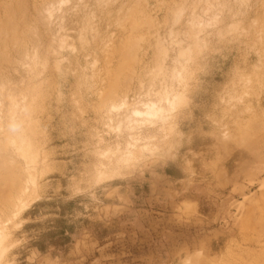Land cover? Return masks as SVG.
<instances>
[{
  "label": "rangeland",
  "instance_id": "374dc122",
  "mask_svg": "<svg viewBox=\"0 0 264 264\" xmlns=\"http://www.w3.org/2000/svg\"><path fill=\"white\" fill-rule=\"evenodd\" d=\"M0 22V264H264V0H0ZM162 89L166 125L130 131Z\"/></svg>",
  "mask_w": 264,
  "mask_h": 264
},
{
  "label": "bare ground",
  "instance_id": "6f19581e",
  "mask_svg": "<svg viewBox=\"0 0 264 264\" xmlns=\"http://www.w3.org/2000/svg\"><path fill=\"white\" fill-rule=\"evenodd\" d=\"M47 5V4H46ZM48 6V5H47ZM209 7V6H208ZM214 10V9H213ZM134 13V12H133ZM143 19V18H142ZM191 22V21H190ZM0 23H2V22H0ZM149 23V22H148ZM143 24V23H142ZM150 24V23H149ZM1 25V24H0ZM145 25V24H144ZM2 27V26H1ZM4 27V26H3ZM2 27V28H3ZM94 29V28H93ZM134 37V36H133ZM125 41V40H124ZM15 47V46H14ZM17 47V46H16ZM122 47V46H121ZM162 49V48H161ZM162 51H163V49H162ZM177 51V50H176ZM131 52V51H130ZM180 52V51H179ZM27 55V54H26ZM134 55V54H133ZM132 54H131V56H133ZM125 56V55H124ZM4 57V56H3ZM20 57H21V55H20ZM19 57V58H20ZM135 57V56H134ZM34 58V57H33ZM186 58V57H185ZM3 59V58H2ZM132 60V59H131ZM177 60H178V58H177ZM129 61V60H128ZM131 62V61H130ZM159 62V61H158ZM180 62V61H179ZM38 63V62H37ZM34 65V64H33ZM157 65V64H156ZM33 67V66H32ZM23 68V67H22ZM161 68V67H160ZM34 69V68H33ZM37 69V68H36ZM129 71V70H128ZM154 71V70H153ZM148 75V74H147ZM178 76H179V74H178ZM158 77V76H157ZM161 78V77H160ZM0 80H1V78H0ZM151 80V79H150ZM5 81V80H4ZM149 82V81H148ZM7 83V82H6ZM109 83V82H108ZM107 83V84H108ZM4 87V86H3ZM34 87V86H33ZM32 87V88H33ZM38 87H39V85H38ZM114 87V86H113ZM116 88V87H115ZM2 89V88H1ZM109 89V88H108ZM107 89V90H108ZM163 90V89H162ZM164 91V90H163ZM114 92V91H113ZM113 93L112 92H110V94L108 95V96H110V95H112ZM164 97H162V98H160V100L159 101H151V100H146V102H142V103H139L140 105H139V107H133V109H131V110H129L128 111V113H126L125 115H124V118L122 119V123L123 124H125V126L130 130V131H136V130H140V129H142V128H144V127H146V126H149V125H152V124H154V123H157V122H161L163 125H166V123H167V121L169 120V116H170V111L175 107V105H176V103H177V95H173V96H169L168 94H165V91H164ZM163 94L161 93V95L163 96ZM3 97H4V95H3ZM105 97V96H104ZM114 97V96H113ZM159 97H161L160 95H159ZM109 98V97H108ZM110 98H111V96H110ZM10 99V98H9ZM34 99V98H33ZM100 99H101V97H100ZM104 99V98H103ZM23 101V100H22ZM14 104V103H13ZM127 104L123 101V103L122 104H120L119 106H114V108H113V110L114 109H116V108H118V109H121V108H124L125 107V110H126V106ZM17 106V105H16ZM130 106V105H129ZM18 108V107H17ZM26 108V107H25ZM130 108H131V106H130ZM27 109V108H26ZM11 112V111H10ZM125 112H127V110L125 111ZM26 117V116H25ZM22 119H23V117H22ZM26 119V118H25ZM13 120V119H12ZM13 122H15L14 120H13ZM16 123V122H15ZM6 124V123H5ZM119 125H120V123H119ZM20 127V126H19ZM16 128V127H15ZM21 128V127H20ZM123 128H124V126H123ZM122 128V129H123ZM159 128H162V127H159ZM19 130V129H18ZM13 131V130H12ZM2 132H4V131H2ZM10 132V131H9ZM20 133H22L21 132V130H20ZM131 133H133V132H131ZM130 133V134H131ZM5 135V136H8V134L6 135V133H2V135ZM11 134V133H10ZM134 134V133H133ZM138 134V133H137ZM12 135H14V133L12 134ZM21 135V134H20ZM3 137V136H2ZM10 137H12L11 135H9V139H10ZM18 137H19V135H18ZM138 137V136H137ZM136 137V139L135 138H133V139H135V140H133L134 141V143L133 144H131L130 145V150H128L127 151V154H126V156L124 157V161H128V160H130L131 159V157L134 155V151H133V149H135V147H136V144H137V142L140 140V138L138 137L137 138ZM4 138V137H3ZM20 138H22L21 136H20ZM8 139V140H9ZM19 139V138H18ZM5 140V139H4ZM7 140V139H6ZM6 141V142H8L7 143V145L9 144V141ZM15 140V139H14ZM13 140V141H14ZM22 140V139H21ZM23 140H24V138H23ZM132 140V139H131ZM13 141H11L10 140V142L12 143ZM2 142V141H1ZM16 142H17V140H16ZM19 142V141H18ZM5 143V142H4ZM14 143V142H13ZM20 143V142H19ZM25 142H23V144H24ZM16 144H18V143H16ZM21 144V143H20ZM23 144H21L22 145V147H23ZM10 145V144H9ZM14 145V144H13ZM25 146L27 145V142H26V144H24ZM18 146V145H17ZM16 146V147H17ZM28 146V145H27ZM128 146V145H127ZM2 147H4V146H2ZM6 147V146H5ZM14 147H15V145H14ZM21 148V146H18V148ZM7 148V147H6ZM12 148H13V146H12ZM20 148H19V150H20ZM24 148V147H23ZM21 149V150H25V149ZM147 148V146H140V147H138V148H136V149H138V150H144V149H146ZM5 149V148H4ZM28 149H29V146H28ZM7 150V149H6ZM15 151H17L16 150V148L14 149ZM20 150V151H21ZM27 150V149H26ZM25 150V151H26ZM4 151V150H3ZM25 151L23 152V153H25ZM19 152V151H18ZM26 152H28V150L26 151ZM23 153H18V154H20V157H21V155L23 154ZM9 154V153H8ZM27 154V153H26ZM25 155V154H24ZM17 156V155H16ZM27 156V155H26ZM1 157H3V156H1ZM7 158V157H6ZM3 159V158H2ZM11 161H12V159H11ZM15 161V160H14ZM8 162V161H7ZM10 162V161H9ZM10 165V164H9ZM8 166V165H7ZM6 167V166H5ZM7 169V168H6ZM6 172V171H5ZM4 172V173H5ZM8 172V171H7ZM1 173V172H0ZM2 176V175H1ZM5 176H7V175H5ZM4 176V177H5ZM20 176V175H19ZM2 178H3V176H2ZM6 178V177H5ZM12 178V177H11ZM11 178H9L8 177V179L7 180H11ZM16 180V179H15ZM15 180H14V178H12V182L9 184V181L7 182L6 180H4V181H6V183H8L10 186H11V188L12 189H14V190H18L19 189V187L20 186H18V181L17 182H15ZM5 183V182H4ZM10 188V187H9ZM9 188H7V189H9ZM10 188V189H11ZM21 189V188H20ZM4 193H5V191H4ZM18 193V192H17ZM22 194V193H21ZM12 197V196H11ZM15 197V196H14ZM4 198H6V197H4ZM8 198H10V197H8ZM17 198V197H16ZM6 202H10V201H7V198H6ZM12 207V206H11ZM7 219V218H6ZM2 232H0V245H1V241H2V238H4V236H3V233L1 234ZM3 236V237H2ZM1 253H2V249H0V255H1Z\"/></svg>",
  "mask_w": 264,
  "mask_h": 264
}]
</instances>
